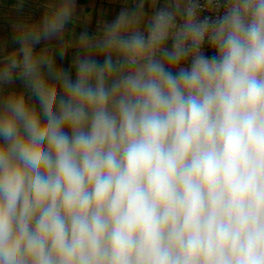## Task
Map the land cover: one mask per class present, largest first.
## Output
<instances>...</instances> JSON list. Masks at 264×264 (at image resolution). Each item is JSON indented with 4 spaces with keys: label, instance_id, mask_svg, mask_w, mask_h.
Segmentation results:
<instances>
[{
    "label": "clouds",
    "instance_id": "9594fccd",
    "mask_svg": "<svg viewBox=\"0 0 264 264\" xmlns=\"http://www.w3.org/2000/svg\"><path fill=\"white\" fill-rule=\"evenodd\" d=\"M76 11L0 45V264H264V0Z\"/></svg>",
    "mask_w": 264,
    "mask_h": 264
},
{
    "label": "crops",
    "instance_id": "0c3cea01",
    "mask_svg": "<svg viewBox=\"0 0 264 264\" xmlns=\"http://www.w3.org/2000/svg\"><path fill=\"white\" fill-rule=\"evenodd\" d=\"M76 3V19L67 27L70 30L74 28L77 35L85 28L90 32L97 30L98 21H111L123 7H134V0H76ZM163 3L164 0H160L161 6ZM16 4L17 0H0V45H6L8 50L18 47L12 40L16 34L15 28H19L25 23H38L44 15L47 0H24V7L19 12L15 8ZM65 39L72 42L73 46L63 61L57 57V63L63 64L68 69L77 50L74 45V38L67 36ZM59 43L56 39L48 42L42 41L36 48L45 46L58 48ZM4 88L6 92L8 90H23L26 97L29 95L28 90L20 80H16L12 85H6Z\"/></svg>",
    "mask_w": 264,
    "mask_h": 264
},
{
    "label": "built area",
    "instance_id": "2783aa9c",
    "mask_svg": "<svg viewBox=\"0 0 264 264\" xmlns=\"http://www.w3.org/2000/svg\"><path fill=\"white\" fill-rule=\"evenodd\" d=\"M205 14H207V13H201V16H203V15H205ZM205 51H206V52H208V49H207V47L205 48ZM208 54L210 55L211 53H210V52H208Z\"/></svg>",
    "mask_w": 264,
    "mask_h": 264
}]
</instances>
